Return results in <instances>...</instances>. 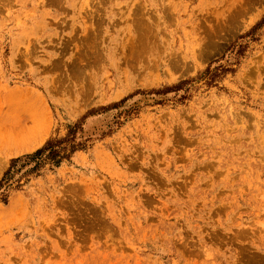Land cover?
Masks as SVG:
<instances>
[{
    "label": "rangeland",
    "instance_id": "rangeland-1",
    "mask_svg": "<svg viewBox=\"0 0 264 264\" xmlns=\"http://www.w3.org/2000/svg\"><path fill=\"white\" fill-rule=\"evenodd\" d=\"M0 264H264V0H0Z\"/></svg>",
    "mask_w": 264,
    "mask_h": 264
},
{
    "label": "trees",
    "instance_id": "trees-1",
    "mask_svg": "<svg viewBox=\"0 0 264 264\" xmlns=\"http://www.w3.org/2000/svg\"><path fill=\"white\" fill-rule=\"evenodd\" d=\"M51 148L49 151V155L53 156L55 158V156H57L59 154V149L56 147H53L50 143L45 147V148H41L39 149L35 154L32 155V158L35 157H40L42 156V154L48 149ZM2 185V184H1Z\"/></svg>",
    "mask_w": 264,
    "mask_h": 264
},
{
    "label": "bare ground",
    "instance_id": "bare-ground-1",
    "mask_svg": "<svg viewBox=\"0 0 264 264\" xmlns=\"http://www.w3.org/2000/svg\"><path fill=\"white\" fill-rule=\"evenodd\" d=\"M92 33H93V31H92ZM138 37H139V36H138ZM93 38H94V37H93ZM88 39H89V38H88ZM140 40L142 41L143 39L140 38ZM138 41H139V39H138ZM138 41H137V42H138ZM92 42H93V41H92ZM142 42H143V41H142ZM142 42H140V43H142ZM135 43H136V42H135ZM143 43H144V42H143ZM136 45H137V44H136ZM143 48H144V47H143Z\"/></svg>",
    "mask_w": 264,
    "mask_h": 264
}]
</instances>
